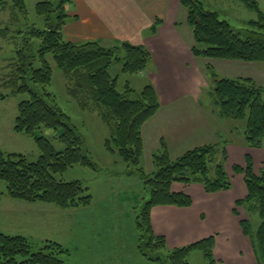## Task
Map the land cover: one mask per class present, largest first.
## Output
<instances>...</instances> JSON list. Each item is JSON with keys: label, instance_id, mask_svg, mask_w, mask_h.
I'll use <instances>...</instances> for the list:
<instances>
[{"label": "trees", "instance_id": "obj_1", "mask_svg": "<svg viewBox=\"0 0 264 264\" xmlns=\"http://www.w3.org/2000/svg\"><path fill=\"white\" fill-rule=\"evenodd\" d=\"M178 1L191 31L190 49L195 57L264 64V14L256 0H239L257 14V19L249 20L247 27L238 30L221 19L217 11L205 9L200 0ZM71 3L72 0L39 1L34 12L43 19V26L32 24L25 32L15 29L21 41L16 44L15 55L7 64V79L1 80L12 94H28V99L17 105L12 128L33 139L39 156L29 161L22 153L0 149V180L5 185V195L14 200L53 204L63 209L87 206L91 202V195L86 193L87 188L81 181L67 182L55 177L74 165L93 166V162L83 137L68 114L57 106L54 95L45 88L52 80L48 58L51 56L66 80L68 95L81 109H94L109 127L104 148L132 164L142 178L147 199L136 220L140 231L137 247L141 254L157 264H190L188 256L198 250L208 264H214V236L170 249L163 236L154 235L150 210L160 205L189 207L192 204L189 195L171 190L174 182L201 184L206 193L229 190L231 180L225 169L228 140L189 148L175 158L162 142L163 150L151 155L154 170L145 172L140 163L143 158L142 127L160 108L157 91L152 84H146L137 92L129 83L120 91L117 89L119 75H112L110 69L115 66L120 73L142 72L148 65L150 52L142 45L127 41L104 46L95 40H66L63 28ZM9 6L16 10L12 13L15 21L21 19V13L26 14L25 0H0V8ZM161 21L160 18L155 20L150 27L151 34L156 32ZM10 31L5 26L0 36L8 38ZM206 70L216 116L243 122V143L250 148H261L264 86L251 78H218L209 63ZM41 127L60 129L58 140L63 144L62 150L37 134ZM232 170L243 175L247 192L235 203L248 214V218L239 220L240 228L250 239L258 264H264V168L255 174L251 158L246 155L244 167L233 165ZM233 213L237 211L234 209ZM251 213H257L260 218L255 229L250 221ZM63 254L68 255V250L58 242L33 243L22 235L0 233V264H68L61 257Z\"/></svg>", "mask_w": 264, "mask_h": 264}, {"label": "crops", "instance_id": "obj_2", "mask_svg": "<svg viewBox=\"0 0 264 264\" xmlns=\"http://www.w3.org/2000/svg\"><path fill=\"white\" fill-rule=\"evenodd\" d=\"M157 6L159 11L155 12ZM68 9L69 16L63 28L66 40H95L104 46L127 41L142 45L150 52L145 70L160 104L156 115L142 127L143 155L148 151L150 158L161 148L162 142L170 156L183 149L220 142L224 120L216 116L212 99L207 103H202L201 99L211 87H208L207 63L215 72H223L224 77L251 78L264 86V64L214 61L193 55L190 28L186 33L178 30L180 22L176 15L183 13L178 0H72ZM159 18L162 21L151 34L150 27ZM173 121L179 124L171 127ZM239 122L242 129L243 122ZM225 152V169L231 188L206 193L201 184L174 182L171 190L189 195L192 204L189 207H152L151 228L154 235L165 238L170 249L214 236V264H258L250 239L239 225V220L248 218V214L235 203L247 192L243 175L234 173L232 166L244 167L248 155L253 172L258 174L264 168V140L261 148H250L241 137L228 141ZM0 195V213L3 214L2 217L0 214V233L22 235L33 243L55 241L65 248V243L72 240L79 229L73 208L14 200L5 195L4 189ZM234 209L237 214L233 213ZM76 234L79 238V230Z\"/></svg>", "mask_w": 264, "mask_h": 264}, {"label": "rangeland", "instance_id": "obj_3", "mask_svg": "<svg viewBox=\"0 0 264 264\" xmlns=\"http://www.w3.org/2000/svg\"><path fill=\"white\" fill-rule=\"evenodd\" d=\"M39 1L42 0H25L26 14L21 13V19L18 21L14 20L13 14L16 10L11 6H9L11 8H0V30L4 31V27L8 26L12 31L8 38L7 35L6 38L0 36V149L5 152L22 153L29 161H35L39 156L36 144L31 137L16 133L12 128L17 116L18 103L28 99L29 96L27 93L12 94L11 89L2 84L9 72L7 64L15 55L16 44L21 41L20 34L16 35L15 29L19 28L25 32L27 26L32 24L39 28L43 26V19L34 12L35 4ZM256 1L264 14V0ZM200 2L205 9L217 11L219 17L227 20L235 30L243 29L247 27L249 20L257 19V14L239 0H200ZM158 8L159 6L154 11L158 12ZM181 11L183 13L176 15L180 22L178 30L186 33L189 26L184 20L183 9ZM48 58L52 69V80L45 88L54 95L57 106L68 114L77 132L83 137L85 149L93 162V166L74 165L64 173L55 175L57 179L67 182L81 181L82 186L87 188L86 193L91 195L89 205L73 208L79 229L77 228L73 239L65 243L69 254H63L61 257L68 264H157L143 256L137 247L140 231L136 220L140 215L142 203L147 199L142 178L136 173L132 164L125 162L117 153H110L104 148L103 143L109 135V127L98 117L94 109H81L68 95L67 83L61 70L56 67L51 56ZM110 73L119 75L117 89L120 91L124 89L125 83H129L137 92L146 84H150L146 70L128 74L120 73L119 68L114 66L110 69ZM216 73L218 78L224 77L223 72ZM209 93L208 89L201 96L202 103L212 99ZM223 120L224 134L221 135L220 142L239 140L243 132V128L240 129L239 125L242 124L236 120ZM175 124L173 121L170 126L174 127ZM59 133L60 129L41 127L37 130L38 135L49 139L57 150H62L63 144L58 140ZM162 150L160 148L155 152ZM186 150L174 154L171 152V155L173 154L171 157L175 158ZM140 163L145 172L150 173L154 170L148 151L143 155ZM3 189L5 190V185L0 180V191ZM0 214L2 217L3 214ZM249 216L252 228L255 229L260 223V218L257 213H251ZM1 224L2 222L0 226ZM78 230L79 238L76 234ZM188 261L190 264H208L202 252L198 250L190 253Z\"/></svg>", "mask_w": 264, "mask_h": 264}]
</instances>
